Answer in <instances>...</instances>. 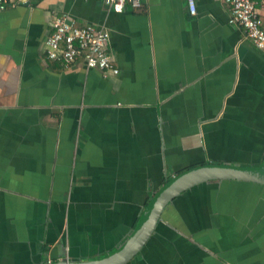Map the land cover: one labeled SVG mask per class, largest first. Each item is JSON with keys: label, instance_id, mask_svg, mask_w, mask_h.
Here are the masks:
<instances>
[{"label": "crops", "instance_id": "0c3cea01", "mask_svg": "<svg viewBox=\"0 0 264 264\" xmlns=\"http://www.w3.org/2000/svg\"><path fill=\"white\" fill-rule=\"evenodd\" d=\"M264 22V0H254ZM28 0L0 9V264L104 257L157 189L264 159V51L224 0ZM109 32L118 74L46 57L54 15ZM126 264H264V184L209 180L166 205Z\"/></svg>", "mask_w": 264, "mask_h": 264}, {"label": "built area", "instance_id": "2783aa9c", "mask_svg": "<svg viewBox=\"0 0 264 264\" xmlns=\"http://www.w3.org/2000/svg\"><path fill=\"white\" fill-rule=\"evenodd\" d=\"M107 8L121 11L125 4L139 8L140 0H100ZM229 4L228 23L240 26L245 35L264 51V22L258 14L254 0H224ZM28 0H0V9ZM190 14L195 13V0H185ZM53 30L44 40L46 57L70 66L82 58L88 69H96L103 76L118 74V67L108 49L109 32L94 24L76 26L65 14L51 19Z\"/></svg>", "mask_w": 264, "mask_h": 264}, {"label": "water", "instance_id": "95a60500", "mask_svg": "<svg viewBox=\"0 0 264 264\" xmlns=\"http://www.w3.org/2000/svg\"><path fill=\"white\" fill-rule=\"evenodd\" d=\"M248 180L264 184V159L257 165H236L226 162H205L182 170L165 181L146 204L141 217L124 242L114 252L97 259L69 260L62 258L41 264H126L146 243L162 210L173 198L198 183L209 180Z\"/></svg>", "mask_w": 264, "mask_h": 264}, {"label": "trees", "instance_id": "16d2710c", "mask_svg": "<svg viewBox=\"0 0 264 264\" xmlns=\"http://www.w3.org/2000/svg\"><path fill=\"white\" fill-rule=\"evenodd\" d=\"M169 178L166 179V181L168 180Z\"/></svg>", "mask_w": 264, "mask_h": 264}]
</instances>
